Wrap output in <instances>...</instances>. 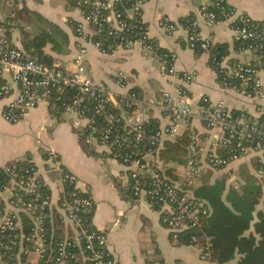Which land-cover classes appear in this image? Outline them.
Instances as JSON below:
<instances>
[{"label": "crops", "instance_id": "0c3cea01", "mask_svg": "<svg viewBox=\"0 0 264 264\" xmlns=\"http://www.w3.org/2000/svg\"><path fill=\"white\" fill-rule=\"evenodd\" d=\"M203 2L147 0L142 9V22L148 36L158 48L174 55L177 72L193 73L189 83L175 75L162 74L164 64L154 54L143 53L138 46L128 50L117 47L102 53L87 45L83 68L95 84L107 87L114 96L129 91L136 93L142 106L139 111L123 112L128 123H135L138 119L140 122L152 121L157 128L167 126L169 119L161 107L159 94L161 91L174 93L177 87H184L193 116L185 123H180L176 133L168 138L179 136L187 126L198 136L203 135L198 143V172L195 176L199 174L202 177L206 171H210V181L224 178L227 188L238 187L241 178L246 175L260 182L262 195L255 206V215L258 210L264 211V169L260 170L264 154H247L226 166L209 167L206 154L210 142L219 139L222 133L216 128H207L201 112L202 106H205L203 98L206 97L211 103L221 101L229 111H238L250 118L259 116L264 120V96L249 97L232 88L223 87L210 61V52L188 46L184 22L196 19L202 37L207 38L212 45L225 48L222 64L238 59L254 61L255 57L251 52L241 50L227 22L210 24L200 14ZM226 2L249 16L253 22L264 25V0ZM164 22L173 24V28H167ZM2 23L9 25L8 41L23 50L25 43L38 33H50L54 40L42 46L45 56L43 61L50 59L52 63H59L65 68H74L73 60L79 44L74 27L77 23L86 27L82 11L74 5V0H0ZM55 26L57 34H54ZM118 73L124 76L123 85L115 81ZM260 79L264 86V66L260 70ZM8 99L0 100V166H8L19 159L31 161L51 197L50 207L59 215L61 212L58 204L64 190L56 166H63L76 174L79 186L87 190L94 201L91 224L106 232L114 264H173L176 261L182 264H215L201 258L198 246L179 243V237L172 238L161 221L156 204L149 202L143 195H132L128 168L109 155L108 149L98 141L93 131L85 133L89 132L86 118L67 114L52 101L39 104L19 120L9 122L2 115V108ZM83 133L86 134L88 149L81 144ZM187 147L184 151L185 162L176 166L179 178L173 181L191 193L190 177L193 175L187 174ZM49 150L55 152V159H49ZM251 232H254L253 225L247 231ZM31 255L33 259L36 258L34 252ZM239 257L236 254L229 264H236ZM81 260L85 262L84 258Z\"/></svg>", "mask_w": 264, "mask_h": 264}, {"label": "built area", "instance_id": "2783aa9c", "mask_svg": "<svg viewBox=\"0 0 264 264\" xmlns=\"http://www.w3.org/2000/svg\"><path fill=\"white\" fill-rule=\"evenodd\" d=\"M119 1L88 0L86 10L81 9L83 0L75 1V5L82 11V20L86 27L82 23H77L74 27L79 44L73 69L56 62L51 65L39 62L3 37L0 27V100L9 98L2 108V115L7 121L15 122L30 109L49 103L56 92H62L65 88L74 89L75 92L63 101V111L86 118L87 128L89 131L98 132L99 142L108 149L109 155L128 168L132 195H143L149 202L156 204L162 223L170 231L172 238L177 239L181 231L196 224V213L199 210L206 211L200 208L202 202H196L191 193L179 183L156 169V151L160 140L175 134L179 124L193 116L184 87H177L174 93L161 91L159 94L161 107L169 119L167 126L146 133L142 128L143 122L137 119L135 123L133 121L134 124L125 120L130 128L118 130L114 124L119 118L106 107L113 105L115 108H128L132 109V113L141 109V100L134 91L114 96L107 87L95 84L83 68V59L87 53V45L102 53L117 47L128 50L138 46L143 53H152L158 57L164 64V75H175L189 83L193 79V73L177 72L174 55L160 51L148 36L141 17L147 0H127L128 5L121 6L123 10L116 8ZM104 9L109 10V13ZM199 11L210 24L227 22L241 50L249 51L255 57L254 61L238 59L222 64L225 57L221 55L215 61L214 68L222 86L249 97L262 98L264 86L260 79V70L264 66V26H256L249 16L237 11L226 0H204ZM164 25L169 29L173 28L171 23L164 22ZM184 26L187 29L188 46L210 52L212 43L200 34L198 21L187 20ZM134 30L139 31L137 36H134ZM115 77V81L123 85V74L118 73ZM203 101L205 106H202L201 118L208 128H216L222 133L219 139L210 142L206 154L209 167L226 166L247 154L263 155L264 120L259 116L250 118L232 114L221 101L211 103L206 97ZM98 119L104 121L103 127ZM132 132H135L133 136ZM229 138H235L236 143L229 154L223 156L218 151L227 147ZM199 148L193 135L187 147V174L198 172L196 156ZM48 157L55 159V152L49 150ZM56 169L64 190L58 210L61 212L60 217L71 224L74 235L57 243L55 262L64 264L67 258L75 260L76 255L68 248L79 246L86 254L82 258L90 264H114L108 249L106 232L91 224L94 208L91 195L79 186L76 174L60 165ZM262 169L264 161L260 170ZM1 171L8 177L2 178L0 182V234L17 229L20 225L19 213H25L33 224L24 238L32 243L33 252L36 254V260L31 264H43L50 250L45 244L44 212L51 206V197L41 190L42 181L32 164L13 162L8 166H0ZM194 240L195 237L191 236L190 244ZM11 242L16 244V241ZM208 244H205L204 250L199 247L203 260L208 258Z\"/></svg>", "mask_w": 264, "mask_h": 264}, {"label": "trees", "instance_id": "16d2710c", "mask_svg": "<svg viewBox=\"0 0 264 264\" xmlns=\"http://www.w3.org/2000/svg\"><path fill=\"white\" fill-rule=\"evenodd\" d=\"M75 1L76 0H74V5ZM88 3V0H83L81 9H88ZM122 5L127 6V0H120L116 8L118 10H123L121 7ZM104 11L109 13L107 9H104ZM3 24L4 23L0 24L3 29L2 34L5 35L3 37L9 40V25ZM254 24L258 27L264 26L256 22H254ZM54 28H56L54 34H57V27L55 26ZM138 32V30H134V36H137ZM53 40L54 38L50 33L43 31L25 43L24 48L26 52L34 56L39 62L51 65L52 62L50 59L48 61H43L45 56L42 51V46L47 41ZM238 46L240 47L239 43ZM159 50L163 51L160 48ZM225 52V48L221 45L211 46L210 61L213 67H215V61L218 60L221 55H224ZM217 77L219 78V76ZM74 92V89L65 88L62 92L53 94L50 102L54 101L58 107L63 109V101L68 99ZM106 108L108 111L112 112L115 117L119 118V121L114 124L118 130L130 128V125L126 123L123 117V112H131L132 109L115 108L113 105H109ZM230 112L232 114L243 115L238 111ZM97 121L100 123L101 127L104 126V121L101 119ZM204 123L206 125V122ZM142 128L146 133L155 132L158 129L154 126L152 121L143 122ZM191 130L192 128L187 126L186 130L179 136L173 139L164 137L159 142L156 151V169L171 180H177L179 178L176 166L185 162V148L191 142L192 136L195 133ZM85 133L90 134L91 131H86ZM85 133L81 135V144L85 149H88L85 142ZM134 133L135 132H132L131 136H133ZM94 135L99 141L98 132H94ZM202 136V134L198 136V134L195 133V138L198 143L201 142L200 139ZM235 143V138H229L227 147L218 152L223 156H227L229 151L235 146ZM16 162L26 164L32 163L28 159H19ZM4 177L7 178L8 176L4 171H1L0 182ZM210 177V171H206L202 177L201 175L199 176V174L198 176L193 174V177H190L192 178L191 195L196 202H202V207L200 208L206 209V211L202 212V210H199V212L196 213V224L179 233V243H191V236H194L195 240L193 241V245L201 247L204 250L205 244L208 242L207 260L215 264H229V261L232 260L236 254L240 255L236 264H264V211L258 210L254 215L255 206L262 195L261 183L255 182L252 177L246 175L241 178V184H239L238 187L230 186L227 188L224 178H219L211 182ZM41 190L47 192L44 185H41ZM44 213L45 244L49 246L50 250L43 264H58L55 262L54 256L57 243L66 237L71 238L74 235V230L70 223L66 224L64 222L53 207L47 208ZM253 220L255 221L252 223ZM19 221L20 225L17 229L0 234V264H31L36 260V258L33 259L31 255V253H33L32 243L24 240L26 235L31 231L33 224L30 218L23 212L19 213ZM252 225L254 227V232L247 233ZM21 234L23 237H21ZM11 241H16V244H13ZM19 247H21V250ZM68 250L74 253L77 258L75 260H73V258H67L64 264H90L86 260L82 262L81 259L86 254L79 246L69 247ZM173 264L182 263L176 261Z\"/></svg>", "mask_w": 264, "mask_h": 264}, {"label": "rangeland", "instance_id": "374dc122", "mask_svg": "<svg viewBox=\"0 0 264 264\" xmlns=\"http://www.w3.org/2000/svg\"><path fill=\"white\" fill-rule=\"evenodd\" d=\"M190 183V182H189Z\"/></svg>", "mask_w": 264, "mask_h": 264}]
</instances>
